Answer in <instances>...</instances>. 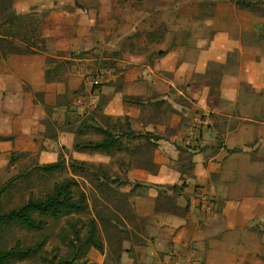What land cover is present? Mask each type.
Here are the masks:
<instances>
[{"label": "rangeland", "instance_id": "obj_1", "mask_svg": "<svg viewBox=\"0 0 264 264\" xmlns=\"http://www.w3.org/2000/svg\"><path fill=\"white\" fill-rule=\"evenodd\" d=\"M234 1L14 0L15 14L26 18L22 21L24 27L16 24L3 26L4 20L0 19V40L4 36V47L0 46V73L17 76L21 87L19 92L11 93L18 85L9 82L8 88L0 91V135L11 138L10 141H0V210L3 213L9 212L22 207L31 196L39 197L50 192L55 183L73 176L69 162L78 159L92 164L94 169L92 167L91 172H99L101 168L116 180L108 189H104L100 185L101 179L97 183L91 175L83 178L76 176L87 195L89 209L73 220L80 219L86 223L92 218H103L104 221L98 220V227L107 254L105 264L116 258L125 242L137 243L138 220L132 199L138 191L130 188L128 167L134 160L137 161L134 153L140 154L144 149L138 153L141 147L130 145L123 150L131 151L130 153L116 152L112 156L97 152H75L71 144L76 138L75 131L83 121L93 126L108 122L111 127L119 121L126 130L123 118L116 119L104 114L106 104L103 100L99 102L98 99L96 105L87 109L77 105V100L94 97L98 90L115 88L113 80L109 82L112 77L106 74V69L107 72L112 70L111 74L117 70L119 77L124 78L117 67L119 60L141 52H148L149 56L158 58L168 50L183 47L190 35L199 39L205 38L204 35L209 36L208 30H205V34L201 32L204 28L214 26L239 37L261 36L263 40L259 39L264 51V15L240 10ZM212 21L214 24L208 26ZM257 46L252 45L253 48ZM16 67L23 70L20 69L17 73ZM6 69L9 73L4 71ZM48 70L51 71L49 79L65 83L57 86L56 94H60L57 105L54 106L49 105L54 96L45 92V87L49 91L51 83L40 75L42 73L45 76ZM141 79L135 82L138 84L142 82ZM111 82L113 85L109 84ZM119 83L122 85L121 79ZM71 85L76 87L72 89L74 91L71 90ZM130 85L134 86V83L125 81L122 86L129 88ZM241 95L240 103L244 101L243 98L250 102H264V92L255 94L243 88ZM14 102L16 107L23 109H17L8 115ZM177 102L184 104L187 101ZM65 106L68 107L67 110ZM249 109L264 117L263 111L258 112L254 107ZM150 111L157 120L167 124L174 112L170 104L161 110ZM253 117L254 115H248L243 119ZM238 123L243 124L242 128L251 125L239 120ZM239 134L240 130L236 135ZM80 139L87 142L100 140L101 137L89 129ZM139 142L143 143L141 140ZM254 143L253 139L247 140L246 148L251 149ZM237 154L247 162L238 167L237 173L230 180L237 191L236 198L264 201V147L256 162L254 155L246 152ZM60 160L67 164L61 172L52 175L42 173L41 167ZM215 199L212 196V207L216 204ZM263 208L264 205L261 210ZM213 212L215 209L211 208L205 214ZM34 217L47 223L44 234L48 239L43 248L46 258L65 255L68 250L61 240V233L66 229L72 235L69 221L66 218L53 220L39 215ZM261 223L262 225L256 221L253 226L255 228L248 233L240 228L227 229V223L221 224V230L226 232L214 237L217 240H212L213 245L217 242L221 244L215 250V257L208 263L264 264V220ZM75 224L78 230L85 233L83 223L76 221ZM42 239L40 233L10 226L0 231V248H12L18 242L24 247L34 246ZM86 259L87 264H94L88 255ZM24 264L47 263L37 258Z\"/></svg>", "mask_w": 264, "mask_h": 264}, {"label": "crops", "instance_id": "obj_2", "mask_svg": "<svg viewBox=\"0 0 264 264\" xmlns=\"http://www.w3.org/2000/svg\"><path fill=\"white\" fill-rule=\"evenodd\" d=\"M212 24L214 21L208 26ZM208 28L200 31L205 34L208 30L209 36L199 39L190 35L183 47L168 50L158 58L141 52L119 60L117 67L124 78L119 77L117 70L111 74L112 70L106 69L115 88L98 90L94 97L77 100L76 104L86 109L96 105L98 99L103 100L106 116L128 117L131 129L143 136V143L132 140L125 147L140 146L138 153L144 149L140 154L134 153L137 161L128 167L130 188L138 191L132 203L138 236L144 243L125 242L119 258L116 256L107 264H209L221 244L216 241L213 245L212 240L226 232L221 230V224L227 223V229H243L244 233L254 229L256 221L262 225L264 201L236 198L238 194L230 180L238 167L247 162L237 153L254 155L256 162L264 147V117L248 110L254 107L264 112V102L246 98L239 102L243 88L255 94L264 92V51L260 44L263 38L239 37L214 26ZM139 78L144 79L137 84ZM120 79L134 86H122ZM9 82L18 85L11 93L19 92L17 76L0 73V91L6 90ZM50 83L45 92L54 96L53 101L48 99L49 105L54 106L60 94H56L57 86L65 83ZM70 88L76 89L73 85ZM125 97L140 98L143 103L134 104ZM177 100L187 102L181 104ZM168 104L174 112L167 124L157 120L150 109L161 110ZM16 105L12 103L8 115L23 109ZM248 115L254 117L243 119ZM236 119L251 125L242 128ZM156 136L160 137L157 141ZM146 139L155 145H145ZM249 139L255 141L251 149L245 144ZM202 194L216 198L212 214L201 209ZM88 256L94 264H105L107 254L92 249Z\"/></svg>", "mask_w": 264, "mask_h": 264}, {"label": "trees", "instance_id": "obj_3", "mask_svg": "<svg viewBox=\"0 0 264 264\" xmlns=\"http://www.w3.org/2000/svg\"><path fill=\"white\" fill-rule=\"evenodd\" d=\"M235 5L240 10H248L254 12H260L264 15V0H235ZM14 0H0V19L3 21V26L11 24L12 26L19 25L24 27L22 21L25 20V16H18L13 10ZM11 26V27H12ZM0 46L4 47V36H1ZM26 40V39H25ZM6 42V41H5ZM6 50L4 56H6ZM51 71L46 72V80L49 82L55 79H49ZM125 100L134 104H142L143 99L135 97H125ZM157 105L160 102L156 103ZM154 105V106H157ZM109 119V118H108ZM107 119V121H108ZM126 130L121 126L118 121L112 125L108 122L104 125L93 126L87 121H83L77 130L75 131V140L73 143V150L77 153H101L107 156H112L116 152H122L125 150L126 142L132 140H141L142 135H137L132 129L130 119L124 118ZM93 130L96 134H99L101 139L97 141H83L80 138L87 133V130ZM159 136L155 137V140H159ZM10 137L0 136V141H10ZM145 145H155L148 139L145 140ZM67 164L64 160L57 161L55 163L46 164L41 167V171L44 175H52L57 172H61ZM92 164L86 161H80L78 159H72L69 162V169L72 172V177H69L61 182L55 183L50 192L44 193L39 197L31 196L30 199L19 208H15L9 212L3 213L0 210V231L3 228H9L10 226H18L30 232L40 233L43 237L42 241L34 246L24 247L21 242H18L14 247L6 249L0 248V264H24L27 261L34 259H42L47 264H87V255L91 248L96 249L101 254L105 253V245L99 233L98 220L104 221L102 217L92 218L84 223L82 220H73L75 216L85 214L89 209L88 198L81 183L76 179V176L83 178L85 175H91L97 180L104 189H108L111 184L115 183V177L108 176L103 169L100 168L99 172H91ZM94 169V167H93ZM135 184L134 186H138ZM49 217L53 220L65 219L69 221L72 227V235L68 230L63 229L61 233V240L65 243V248L68 252L65 255H57L53 258H46L44 253V246L47 243V235L44 234L45 227L47 225L45 220H38L34 216ZM76 221L83 223V229L78 230ZM137 243L142 244L144 241L138 236ZM122 251L120 247L117 259Z\"/></svg>", "mask_w": 264, "mask_h": 264}, {"label": "built area", "instance_id": "obj_4", "mask_svg": "<svg viewBox=\"0 0 264 264\" xmlns=\"http://www.w3.org/2000/svg\"><path fill=\"white\" fill-rule=\"evenodd\" d=\"M207 195L208 196L203 195L202 200H200L201 209L204 211H207V210L209 211V210H211V208H214V207H212L213 203L212 204L210 203V201L212 199L210 196H212V195H209V194H207Z\"/></svg>", "mask_w": 264, "mask_h": 264}]
</instances>
